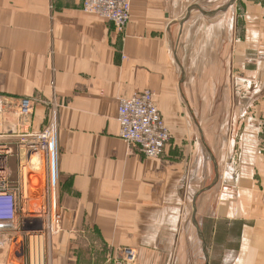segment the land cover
Listing matches in <instances>:
<instances>
[{
    "label": "crops",
    "instance_id": "1",
    "mask_svg": "<svg viewBox=\"0 0 264 264\" xmlns=\"http://www.w3.org/2000/svg\"><path fill=\"white\" fill-rule=\"evenodd\" d=\"M82 5L0 0V132L54 127L62 214L37 259L5 240L3 264H114L125 247L264 264V0H131L125 32ZM144 90L171 131L159 158L119 134L120 100Z\"/></svg>",
    "mask_w": 264,
    "mask_h": 264
},
{
    "label": "built area",
    "instance_id": "2",
    "mask_svg": "<svg viewBox=\"0 0 264 264\" xmlns=\"http://www.w3.org/2000/svg\"><path fill=\"white\" fill-rule=\"evenodd\" d=\"M83 9L92 14L108 18L119 32H124L130 19V0H83ZM120 107L118 120L120 121V136L123 140L135 146L148 158H158L163 154L166 143L171 137L160 110L158 109L154 94L146 90L135 94ZM21 116L27 117L34 111L33 99L23 97L19 101ZM39 131V132H37ZM55 132L49 126L43 131L36 130L32 135L21 136L16 142L9 141L3 133H0V221H7L13 230L24 229L25 202H27L26 185L31 181V173L26 172L24 179V167L22 170V184L14 182L11 159L14 156L15 145L25 146L29 152L44 153L47 160V200L40 202V210L29 215L30 221L40 218L42 220V234H55L61 230L62 214L59 202L55 201V181L57 165V143ZM17 145V146H18ZM24 147V148H25ZM25 218V217H24ZM29 232H35L31 229ZM114 264H140L136 260L135 251L131 247L121 248L119 256Z\"/></svg>",
    "mask_w": 264,
    "mask_h": 264
},
{
    "label": "rangeland",
    "instance_id": "3",
    "mask_svg": "<svg viewBox=\"0 0 264 264\" xmlns=\"http://www.w3.org/2000/svg\"><path fill=\"white\" fill-rule=\"evenodd\" d=\"M124 32H125V30H124ZM0 97H3V96L0 95ZM1 99H0V102H1ZM6 108H8V107L6 106L5 109ZM14 110H9L10 112L8 114H13L12 112ZM15 111H16V114L13 116L15 117L16 122H14V123H16V125L19 124L18 119L29 118L33 115V113H32V115H29L27 117L21 116L20 112H19V106L16 108ZM1 113H3V110H1V112H0V124L2 123V121H1L2 114ZM163 120H164V118H163ZM3 122H5L4 118H3ZM164 122H165V120H164ZM48 126L49 125H45L42 128L35 129L33 127H29L28 122H26L25 126L22 125V127H18V126L7 127V126H5L4 129L0 133H3V135L6 138H9L8 140L11 141L13 137H21L24 135L29 136V135H32L34 132H36V130L43 131V129L48 127ZM37 132H39V131H37ZM169 132L171 135L170 130H169ZM170 139H171V137L169 138V140ZM169 140H168V142H169ZM167 143H166V145H167ZM17 145H15L13 148V150H15V153L11 159V162H10L12 169H13V180H14V182L18 183L21 181V184H22V180H23V179H21L22 174H23L22 170H21L22 165H23V167L25 166V168L27 167L26 169L30 168V169H28V172H30L32 174L31 175V181L29 180L27 182L28 187H26V190H27V188H29V196L27 197L28 198L27 202H25V216L24 215L21 216L22 221L25 222L24 232H23L24 235H22L21 233L7 235V234H5L6 232H4L3 230H0V264H3V244L5 243V240L8 241V243H10L9 246L12 248V250H14V249L18 250V252H21V250L27 251L28 253L31 254V256H33V260H35L39 257L40 250L44 248L45 243H46L45 238L43 236H41V234H42V220L40 218H36V219L30 221L31 219H28V218H29L30 214H33L35 211L40 210V206H39L40 202H44V200H47V198H45L47 196L46 191H47V184H48V181H47L48 167H47V163H46L47 160H46L44 153L37 151V152H31V154H30L29 150L25 146L20 147V145H18V146ZM166 145H165V147H166ZM135 148L138 149L137 147H135ZM56 149H57V165H56V177H55L56 178V181H55V197H56L55 201L60 202L61 182H60V175H59V170H58L59 150L57 147H56ZM164 150H165V148H164ZM163 153H164V151H163ZM36 154L40 155L39 164L44 161L42 166L39 168H36V167L33 168V167L28 166L29 158H30L29 156H33ZM212 179L213 178H211V180ZM26 193H27V191H26ZM31 229H34L35 232L34 233L29 232ZM5 247H4V249H5Z\"/></svg>",
    "mask_w": 264,
    "mask_h": 264
},
{
    "label": "bare ground",
    "instance_id": "4",
    "mask_svg": "<svg viewBox=\"0 0 264 264\" xmlns=\"http://www.w3.org/2000/svg\"><path fill=\"white\" fill-rule=\"evenodd\" d=\"M131 1V0H130ZM82 8H84L83 7V5H82ZM84 10V9H83ZM85 11V10H84ZM86 12V11H85ZM98 15V14H97ZM98 16H100V15H98ZM130 16H131V9H130ZM101 17H103V16H101ZM103 18H105V19H107V20H109L108 18H106V17H103ZM130 20V19H129ZM110 21V20H109ZM111 22V21H110ZM117 31H119L118 29H116ZM144 91H146V90H144ZM143 91V92H144ZM149 91H151V90H149ZM152 92V91H151ZM139 93H142V92H139ZM153 94H154V92H152ZM136 94H138V93H136ZM135 95V94H134ZM133 95V96H134ZM133 96H131V97H126V98H122L121 100H120V106H119V109H120V107L121 106H123L126 102H127V100L126 99H130V98H132ZM154 100H155V94H154ZM1 108H2V106H1V104H0V112H1ZM119 114H120V111H119ZM119 114H118V117H119ZM118 122H119V124H120V121L118 120ZM49 127L50 128H54L53 126H51V125H49ZM1 130V129H0ZM120 130H121V126H120ZM54 132H55V130H54ZM120 134V133H119ZM54 137H55V142L57 143V136H56V132H55V135H54ZM121 137V136H120ZM127 142V141H126ZM129 143V142H128ZM28 153V152H27ZM31 154V153H30ZM26 155V154H25ZM34 162V161H33ZM44 162V161H43ZM43 162H42V164H43ZM35 164H36V161H35ZM27 168V167H26ZM25 168V166H24V179H25V182H26V172H27V169ZM45 171V170H44ZM46 179V178H45ZM45 182V181H44ZM27 187H28V185H27ZM27 197L29 196V188H27ZM61 225H62V223H61ZM12 227H11V225H10V223L9 222H7V221H0V230H9V229H11ZM59 231V230H58ZM4 232H6L5 234H7V235H10V234H19V233H21L22 235H24L23 234V232H24V229H23V227L20 229V230H13L12 232H9V231H4ZM32 233H34V232H32ZM53 234H48V236H46V235H43V234H41V236H44L45 237V239L46 238H50L51 236H52Z\"/></svg>",
    "mask_w": 264,
    "mask_h": 264
},
{
    "label": "water",
    "instance_id": "5",
    "mask_svg": "<svg viewBox=\"0 0 264 264\" xmlns=\"http://www.w3.org/2000/svg\"><path fill=\"white\" fill-rule=\"evenodd\" d=\"M194 222L197 224V220H196V218L194 217ZM201 236H202V233H201ZM203 238V237H202Z\"/></svg>",
    "mask_w": 264,
    "mask_h": 264
}]
</instances>
